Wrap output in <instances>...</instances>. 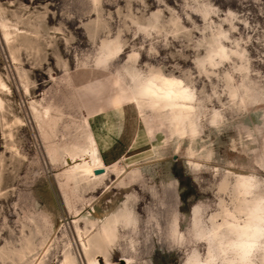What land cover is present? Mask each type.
I'll list each match as a JSON object with an SVG mask.
<instances>
[{
  "label": "rangeland",
  "instance_id": "obj_1",
  "mask_svg": "<svg viewBox=\"0 0 264 264\" xmlns=\"http://www.w3.org/2000/svg\"><path fill=\"white\" fill-rule=\"evenodd\" d=\"M0 6V264H86L113 210L100 264H223L229 226L264 207V0ZM120 106L138 135L106 166L88 117Z\"/></svg>",
  "mask_w": 264,
  "mask_h": 264
},
{
  "label": "crops",
  "instance_id": "obj_2",
  "mask_svg": "<svg viewBox=\"0 0 264 264\" xmlns=\"http://www.w3.org/2000/svg\"><path fill=\"white\" fill-rule=\"evenodd\" d=\"M126 113L127 110L120 106L88 117L99 157L106 166H112L126 158L133 149L138 131L135 133L128 131L129 120L127 124L124 122ZM132 113L139 117L135 111Z\"/></svg>",
  "mask_w": 264,
  "mask_h": 264
},
{
  "label": "clouds",
  "instance_id": "obj_3",
  "mask_svg": "<svg viewBox=\"0 0 264 264\" xmlns=\"http://www.w3.org/2000/svg\"><path fill=\"white\" fill-rule=\"evenodd\" d=\"M5 12L3 6H0V16H3ZM10 26L11 22L4 20L0 23V31ZM233 31L236 29L233 28ZM225 51L223 48L220 49L221 53ZM224 58L227 59L226 56ZM260 203L264 205V201ZM229 227L233 229L236 239L230 240L226 245H221L222 255L226 257L223 264H257V256L264 258V207L258 205L242 226L233 224ZM229 254L232 256L231 259H227ZM207 264H215V259H209Z\"/></svg>",
  "mask_w": 264,
  "mask_h": 264
},
{
  "label": "bare ground",
  "instance_id": "obj_4",
  "mask_svg": "<svg viewBox=\"0 0 264 264\" xmlns=\"http://www.w3.org/2000/svg\"><path fill=\"white\" fill-rule=\"evenodd\" d=\"M5 35L10 36L9 33H5ZM116 51L117 49L115 48V46H111L109 48L110 54H113ZM147 94L152 98L153 105H156L159 103V101L155 98L154 94H151L150 92H147ZM91 163L92 162L90 163L88 162L87 164H84L85 167L83 169L82 175H80L82 178L89 174L91 165H92ZM127 219L128 218L126 217L125 212H119L117 210L116 211L113 210V212L109 216H107L106 219L104 220L100 230L96 232V234L93 235L91 238H89L87 242H84V241L81 242L82 258L86 264H100L98 255H101L106 263L109 262V258H108L109 249L115 246V242L118 238V233L120 231L119 227L121 225H124L126 227ZM91 225L93 226V224ZM76 228L79 234L80 229L79 227H76ZM63 264H76L75 258L72 256V253L70 252V250H66L64 252Z\"/></svg>",
  "mask_w": 264,
  "mask_h": 264
},
{
  "label": "water",
  "instance_id": "obj_5",
  "mask_svg": "<svg viewBox=\"0 0 264 264\" xmlns=\"http://www.w3.org/2000/svg\"><path fill=\"white\" fill-rule=\"evenodd\" d=\"M97 174H99V173H101V172H105V170H103V169H99V170H96L95 171ZM243 174H247L248 172H242Z\"/></svg>",
  "mask_w": 264,
  "mask_h": 264
}]
</instances>
